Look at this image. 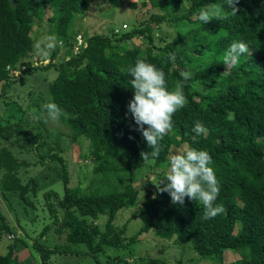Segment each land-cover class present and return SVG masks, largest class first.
<instances>
[{
  "label": "trees",
  "instance_id": "16d2710c",
  "mask_svg": "<svg viewBox=\"0 0 264 264\" xmlns=\"http://www.w3.org/2000/svg\"><path fill=\"white\" fill-rule=\"evenodd\" d=\"M111 2L122 7L125 1ZM91 3L0 0V141L23 137L40 152L43 163H51L49 169L58 171L52 182L64 185L61 195L56 189L41 193L43 188L35 178L33 183L23 184L17 168L28 161H21L7 147L0 148L2 194L8 201L16 199L34 209L35 202L27 198L29 192L46 203L49 222H44L33 244L41 261L50 264L53 255L68 254L89 255L96 264H119L124 257L112 252L127 249L140 242L142 234L153 232L167 240H183L198 255L196 263L224 264L226 251L231 250L239 257L226 264H264V0H236L235 12L227 0H142L143 6L153 9L148 19L129 31H117L120 33L113 28L91 35L81 32L85 42L77 51L76 23ZM201 10L209 15L206 23L199 19ZM48 12L50 28L67 48L59 60L35 66L31 60L36 52L32 31L37 21L40 26L46 21ZM163 26L176 32L164 34L159 31ZM135 37L141 41H132ZM237 39L249 45V52L237 65L225 68L224 53ZM60 52L58 41L52 59ZM137 59L161 68L170 89L183 82L186 97L184 107L173 114L172 129L160 141L156 158H142L141 153L151 149L127 110L133 96L127 69ZM35 69L56 70V77L46 83L50 99L69 114L61 119L67 132H58L55 143L43 138V118L37 123L27 120L29 110L35 116L43 112L42 101L33 93L29 94L32 102L28 109L19 107V121H4L3 105L10 103L7 96L13 87L23 86V75ZM181 73H187L188 78L183 80ZM197 121L205 131L193 139L192 127ZM30 124L33 132L28 129ZM66 135L88 142L93 161L98 162L96 172L125 173L129 181L124 188L83 191L71 187L61 146ZM182 144L207 150L212 157L220 187L214 204L224 209L213 218L204 219L200 201L185 197L183 205L173 204L167 192L158 191L167 183L163 177L172 147ZM146 168L157 180H149L140 202L135 172ZM136 206L133 216L143 223L134 235L126 237V227H120L117 218L123 210ZM24 211L25 216L30 213L28 208ZM15 218L27 232L19 212ZM11 224L0 206L1 238L17 234ZM20 239L26 243L23 236L16 237L8 252L0 254V264H22L15 252ZM141 260V264H171L154 256H142Z\"/></svg>",
  "mask_w": 264,
  "mask_h": 264
},
{
  "label": "rangeland",
  "instance_id": "374dc122",
  "mask_svg": "<svg viewBox=\"0 0 264 264\" xmlns=\"http://www.w3.org/2000/svg\"><path fill=\"white\" fill-rule=\"evenodd\" d=\"M124 5L122 7H115L111 0H92L90 9L85 13L81 20H78L77 32H78V44L75 49L78 51L81 43L85 42L84 35H91L94 33H105L110 31L112 28L115 32L129 31L132 29L133 25H139L143 19H148L151 12L153 11L151 6H143L142 0H124ZM134 3V5H132ZM51 12L46 15V21L41 24L37 21L34 24L32 34L34 35L36 41V52L32 57L33 65H47L51 62L59 60L62 58L67 46L66 44L58 40L57 35L50 28V23L47 19L50 17ZM159 31L164 34H174L176 31L174 28H169L163 26ZM84 35H82V33ZM117 32V33H120ZM52 37L54 43L59 41L61 52L57 57L52 59L53 50L48 51V55L44 56L41 54L40 49L46 44L47 38ZM132 41L139 43L141 38L135 37ZM67 56V54H66ZM65 56V57H66ZM70 56L68 55L66 59ZM16 76H20V71H14ZM57 73L55 69L42 70L35 69L33 72H28L23 75L24 84L16 89L10 91L9 96L6 99L10 101L9 104L3 105L4 121L10 120L17 122L20 120V108L28 109L29 104L32 102L29 94L33 93L36 98L42 101L44 104L47 102L46 99H50L49 87L46 83L52 81L56 77ZM1 91V88H0ZM46 101V102H45ZM30 117L27 119L29 122L37 123L39 119L30 110ZM9 116V117H8ZM9 118V119H6ZM41 133H45L44 139L49 143H55L58 132L66 134L67 128L63 124L62 120L57 122L46 121L45 125H41ZM30 131L33 132L32 124L28 127ZM46 129L49 130V134L46 133ZM61 146L64 148L62 155L64 160H66L68 174H69V184L71 187H80L83 191H92L99 189L101 191H109L115 187L124 188L125 184L129 181L128 176L125 173L116 172L115 170H106L96 172L95 167L98 162H94L91 149L86 140L74 141L68 135L62 136ZM7 147L12 150L16 156L21 161H28L27 164H23L17 168V173L23 184L33 183V179H37L40 183V187L43 189L41 193L46 192L49 189H56L61 195L64 193V185L62 181L53 183V179L56 177L58 171L54 169H49L50 162L47 164L43 163L40 159V152L36 151L33 146L23 140V137L13 136L8 140L0 141V148ZM189 148L187 144H182L180 146H173L172 150H185ZM44 151V150H43ZM115 167L120 168V164H115ZM150 172V173H149ZM137 179L134 182L136 187L141 189L139 198L140 202L143 200L147 187L149 185V180H157L155 175L146 168L145 170H139L135 172ZM0 174V182H1ZM127 176V177H126ZM27 198L35 202L37 208L26 207L23 203H19L16 199L8 201L2 194V189L0 187V206L3 207L4 211L7 213L12 221V227L17 229V234L10 233L6 234L4 237H0V254H6L8 252L9 244L14 243L16 237L23 236L26 243L20 239L17 241L18 248L15 252L18 260L22 264H43L39 253L35 250L33 244L35 239L42 231V226L44 222H49L47 215L46 203L40 196H32V192L27 194ZM28 208L30 213L26 216L24 215V209ZM138 207H131L123 210L120 216L117 218V223L120 227L125 228L126 237H131L134 235L141 227L143 221L140 217H134L133 213ZM15 212H19L22 217L23 226H25L27 232L24 228L19 227L17 219L15 218ZM28 212V211H27ZM101 220L105 221V218ZM103 223V222H102ZM19 227V228H18ZM65 237V235L63 236ZM177 238V237H176ZM173 238L167 240L161 237H157L153 232L141 235V241L131 245L127 249H121L118 252H112L114 255H121L125 260L121 261L119 264H141L142 256H154L159 257L168 261L171 264H211L210 262L200 260L196 263L195 257L198 255L194 253L184 242L179 239V242ZM65 243V239L61 241ZM112 254V255H113ZM239 255L231 250L226 251L225 263H231L236 260ZM50 264H96V261L89 255H68V254H57L52 256V261Z\"/></svg>",
  "mask_w": 264,
  "mask_h": 264
},
{
  "label": "clouds",
  "instance_id": "9594fccd",
  "mask_svg": "<svg viewBox=\"0 0 264 264\" xmlns=\"http://www.w3.org/2000/svg\"><path fill=\"white\" fill-rule=\"evenodd\" d=\"M236 0H227L228 7L236 11L233 5ZM199 19L206 23L209 15L201 10ZM40 49L41 54L48 55L55 43L52 37ZM249 52V45L241 40H234L226 49L223 56L225 68L235 66L241 57ZM174 59V55L170 57ZM130 76V86L133 90L132 99L128 102L127 110L146 141L149 152H142L143 159L156 158L160 154V141L166 132L172 129L173 114L185 105L186 97L183 91V82L177 83L172 90L166 85L164 71L143 59H137L127 69ZM183 80L188 78L187 73H181ZM43 112L36 119L43 118L48 122H57L67 119L65 112L54 100L42 105ZM146 126V127H145ZM205 131L200 122H194L192 132L196 136ZM167 174L163 177L167 181L158 191L167 192L173 204L183 205L185 197L200 201L204 206L203 217L209 219L224 211L223 205L214 204L220 191L219 182L213 167L212 157L207 150L189 147L185 150H173L167 161Z\"/></svg>",
  "mask_w": 264,
  "mask_h": 264
}]
</instances>
